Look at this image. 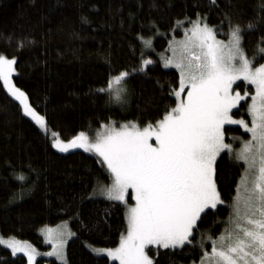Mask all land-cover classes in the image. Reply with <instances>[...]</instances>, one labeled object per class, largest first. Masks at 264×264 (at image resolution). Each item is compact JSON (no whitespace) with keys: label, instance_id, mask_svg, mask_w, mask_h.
Masks as SVG:
<instances>
[{"label":"snow or ice","instance_id":"1","mask_svg":"<svg viewBox=\"0 0 264 264\" xmlns=\"http://www.w3.org/2000/svg\"><path fill=\"white\" fill-rule=\"evenodd\" d=\"M208 5L210 11L220 10L219 24L208 23L209 12L197 11L194 18L184 15L174 19L169 31L183 28L184 35L179 40L173 35L165 50L172 54H157L158 59L145 52L155 53L154 38L168 33H162L158 23L149 20L148 30L155 28V32L147 37L136 34L135 39L141 45L138 57L135 45H129L136 63L117 69L112 66L109 54L106 79L85 93L92 97L106 96V105L117 104L124 111L130 106L126 81L147 75L157 65L161 72L175 69L178 80H155L160 99L168 101L162 111L158 102L151 98L145 101L146 106L157 107L156 119L141 124V114L136 119L120 121L117 127V121L109 116L106 122L99 121L94 137L78 131L68 139H62L58 133L50 138L51 148L59 153L82 149L93 154L102 170L94 178L92 191L81 199L69 220L79 221L82 229L91 232L80 215L87 200L102 197L108 208L124 207L126 231L121 232L115 247L86 244L97 258L106 257L107 264H176V255H193L197 247L199 259L191 264H264V62L257 63L264 60V4L246 24L234 22L236 5L231 0H227L224 9H220L218 0H208ZM234 14L241 20L244 18L238 10ZM129 16L135 18L133 13ZM80 19L88 23L85 16ZM253 32L261 34L249 56L245 36L249 34L250 38ZM218 34L226 35L227 40L219 39ZM5 39L9 43L14 40L17 51L35 44L24 33L19 36L9 33ZM18 60L17 55L10 57L0 52L3 90L10 102L18 103L22 118H28L48 138L46 114L38 112L39 105L33 106L28 94L13 81ZM236 111L241 113L239 118ZM232 126L243 129L248 139L229 137L228 129ZM229 139L239 140V148ZM225 153L232 166L243 165L230 203L223 199L218 183L219 165ZM28 168L36 172L30 165ZM100 176L109 182L104 183ZM14 178L25 184L29 177L19 171ZM30 190L31 186L19 191ZM129 195L133 203L128 202ZM19 198L13 192L9 202ZM221 206L229 209L223 219L215 215ZM70 210L71 207L58 209L65 214ZM209 219L212 220L209 229L200 230V225ZM68 224V220L63 221L55 231L47 226L40 229L45 241L52 245L50 251L42 254L27 241L12 236L0 237V245H6L12 257L23 254L26 264H38L39 255L68 264L66 244L69 238L78 236ZM220 224L224 227L213 235ZM186 248L189 251L185 252ZM161 255L166 260L162 261Z\"/></svg>","mask_w":264,"mask_h":264},{"label":"trees","instance_id":"2","mask_svg":"<svg viewBox=\"0 0 264 264\" xmlns=\"http://www.w3.org/2000/svg\"><path fill=\"white\" fill-rule=\"evenodd\" d=\"M226 2L218 0L220 9H224ZM231 2L236 5L233 20L241 24H246L264 4V0ZM237 10L243 15L242 20L234 14ZM197 11L209 12L210 25L219 24L220 10L210 11L208 0H0V33L4 34L0 36V52L19 57L18 71L13 74L14 83L28 94L33 106L39 105L37 111L46 114L48 129L58 133L62 139H68L78 131L92 133L98 128L99 121L106 122L109 116L119 124L143 114L142 124L158 115L157 107L146 106L145 101L151 98L158 102L161 111L168 102L160 99L155 80H178L175 69L161 72L157 65L147 75L134 76L126 81L130 106L124 111L117 104L106 105V96L92 97L85 93L106 79L109 54L112 66L117 69L130 68L136 63L129 45H135L138 57L141 45L135 39L136 34L142 33L147 37L155 32V28L148 30L149 20L156 21L162 33H168L154 38L155 53L151 50L145 52L158 59L157 54L167 48L172 34L182 33L183 28L169 31L171 22L184 15L194 18ZM130 13L135 14L134 19ZM81 16H85L88 23L83 22ZM224 31H227V24ZM9 33L17 36L28 34L35 44L17 51L15 41L9 43L5 39ZM260 34L253 32L250 38L246 34L245 47L249 56ZM218 37L227 38L219 34ZM240 90H244L243 82ZM10 101L0 82V232L27 240L39 250H46L49 245L43 240L40 228L68 220L70 228L78 234L66 245L68 264H107L106 257L103 260L97 258L86 244L115 247L121 232L126 230L124 207L108 208L102 197L87 200L81 206L80 215L89 224L91 232L82 229L79 221L69 220L81 199L92 191L94 178L102 171L95 162V156L81 149L70 153L52 149L49 136L46 138L28 118H22L18 103ZM243 107L246 109V105ZM240 115V111L235 112L236 117ZM245 118L249 120L246 113ZM228 136L248 138L239 126L230 127ZM228 142H234L236 147L240 141L229 139ZM28 165L36 172H30ZM219 167V187L223 199L230 203L243 165L232 166L225 153ZM19 171L28 175L27 183L22 184L14 178V173ZM99 178L104 183L109 182L105 176ZM29 186L30 191H19ZM13 192L20 198L9 202ZM62 207H71V210L65 214L58 211ZM106 208L108 213L104 211ZM228 213L229 209L221 206L215 215L223 219ZM211 224L209 219L200 225V230H208ZM223 227V224L216 226L213 235ZM196 239H199V230ZM205 243L210 248V244ZM187 251L188 248L185 249ZM199 255L197 247L193 255H176L174 259L176 264H186L198 260ZM160 259L163 261L166 257L161 255ZM43 261L60 264L55 258L40 257L37 260L38 264ZM25 263L23 254L12 257L10 250L0 245V264Z\"/></svg>","mask_w":264,"mask_h":264},{"label":"rangeland","instance_id":"3","mask_svg":"<svg viewBox=\"0 0 264 264\" xmlns=\"http://www.w3.org/2000/svg\"><path fill=\"white\" fill-rule=\"evenodd\" d=\"M187 25H185L184 27H186ZM173 35H175V37H176V39L177 40H179V39H181L182 37H183V35H184V33H183V29H182V33H173L172 34V36H171V38L170 39H172V37H173ZM219 39H223V40H227V38H221V37H218ZM169 39V40H170ZM166 50V49H165ZM165 50L164 51H162L161 53H164L165 55H171L172 53L171 52H165ZM261 62H264V60H262ZM244 91V90H243ZM242 91V92H243ZM249 99H250V97H249ZM237 118H239V117H237ZM249 121H250V118H249ZM117 127L119 126V124H117L116 125ZM96 131V130H95ZM95 131L94 132H92V133H88L90 136H93L94 137V135H95ZM52 134H53V132L52 131H50L49 129H48V136H49V138H51V136H52ZM248 139V138H247ZM239 146H240V142H239V144L236 146V148H239ZM82 150V149H81ZM70 151H72V150H70ZM129 198H130V195H129V197H128V202H129ZM131 199V198H130ZM129 203H133V201L131 200V202H129ZM63 221H65V220H62V221H60V222H58L57 224H54V225H44V226H42L41 228H44L45 226H47V228H51V229H53L54 231L55 230H58V228L62 225V222ZM68 227L70 228V226H69V224H68ZM40 228V229H41ZM72 230V229H71ZM73 231V230H72ZM126 231V230H125ZM40 232V234L42 235V237H43V240L45 241V238H44V233L43 232H41V231H39ZM0 237H2V238H4V239H7V238H9L10 237V235H4V234H2L1 232H0ZM12 237H14V236H12ZM17 240H20V241H27V240H23V239H20V238H17V237H15ZM69 239H71V238H69ZM29 244H31L34 248H36L31 242H29V241H27ZM49 246H48V248L46 249V250H39V249H37L36 248V250H37V252H39V253H44V252H47V251H50L51 250V247H52V245H51V243L50 242H48V241H45ZM67 245V244H66ZM2 246H5L6 247V245H2ZM96 247H99V246H96ZM40 257H45V258H55V257H47V256H43V255H39V256H37V260L40 258ZM59 262V261H58ZM26 264V263H25ZM41 264H47V262H45V261H43ZM186 264H191V262L190 263H186Z\"/></svg>","mask_w":264,"mask_h":264}]
</instances>
